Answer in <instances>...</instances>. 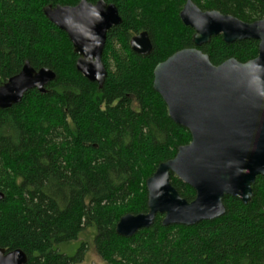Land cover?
<instances>
[{"label":"trees","instance_id":"16d2710c","mask_svg":"<svg viewBox=\"0 0 264 264\" xmlns=\"http://www.w3.org/2000/svg\"><path fill=\"white\" fill-rule=\"evenodd\" d=\"M104 1L123 22L107 34L108 76L100 89L77 71L69 37L43 12L80 0H0V86L26 62L56 73L45 94L32 90L20 104L0 109V248L24 251L27 264H79L85 243L74 256L61 247L93 230L94 250L107 264H264V177L248 204L226 197L217 220L164 227L158 215L131 238L116 233L123 216L148 212L147 180L191 142L153 82L158 64L194 48V31L179 17L188 0ZM192 1L246 23L264 19L260 0ZM142 32L153 43L149 56L130 47ZM200 50L216 66L246 63L258 56L259 43L215 37ZM171 183L183 199H195L175 176Z\"/></svg>","mask_w":264,"mask_h":264},{"label":"water","instance_id":"95a60500","mask_svg":"<svg viewBox=\"0 0 264 264\" xmlns=\"http://www.w3.org/2000/svg\"><path fill=\"white\" fill-rule=\"evenodd\" d=\"M43 12L69 37L78 56L77 71L102 89L108 76L103 63L107 34L123 22L118 8L104 0H80L73 7L48 5ZM179 17L194 31V48L158 64L153 87L170 118L190 132L191 142L147 180L148 214L122 217L116 233L124 238L151 228L158 215H163L164 227L217 220L226 213V197L248 204L257 178L264 177V19L246 23L218 11H202L192 0ZM219 36L226 44L257 41L258 56L246 63L229 59L214 65L200 48ZM130 47L141 56L153 51L147 32L132 37ZM55 79L54 71L35 70L26 62L18 75L0 86V109L20 104L32 90L45 94ZM172 176L195 191L193 201L180 196ZM4 197L0 192V201ZM27 263L24 251L0 248V264Z\"/></svg>","mask_w":264,"mask_h":264},{"label":"rangeland","instance_id":"374dc122","mask_svg":"<svg viewBox=\"0 0 264 264\" xmlns=\"http://www.w3.org/2000/svg\"><path fill=\"white\" fill-rule=\"evenodd\" d=\"M93 236V230H88L78 241L61 247V251L67 253L70 256H74L80 248L81 243H85V256L83 261L79 264H107L96 254L93 247Z\"/></svg>","mask_w":264,"mask_h":264},{"label":"bare ground","instance_id":"6f19581e","mask_svg":"<svg viewBox=\"0 0 264 264\" xmlns=\"http://www.w3.org/2000/svg\"><path fill=\"white\" fill-rule=\"evenodd\" d=\"M219 37H221V36H219ZM215 38V37H214ZM213 39V38H212ZM145 214H148V212L147 213H145ZM128 215H130V214H128ZM132 215V214H131ZM139 215V214H138ZM163 216V215H162ZM124 217V216H123ZM120 221V220H119ZM118 225V224H117Z\"/></svg>","mask_w":264,"mask_h":264}]
</instances>
